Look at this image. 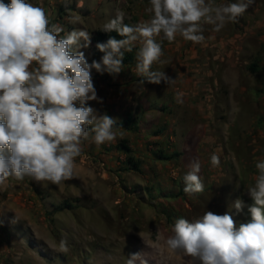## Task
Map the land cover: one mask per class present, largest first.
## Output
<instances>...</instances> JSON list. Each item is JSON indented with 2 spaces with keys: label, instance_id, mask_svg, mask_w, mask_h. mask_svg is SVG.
<instances>
[{
  "label": "rangeland",
  "instance_id": "1",
  "mask_svg": "<svg viewBox=\"0 0 264 264\" xmlns=\"http://www.w3.org/2000/svg\"><path fill=\"white\" fill-rule=\"evenodd\" d=\"M29 2L63 28L61 36L89 32L91 44L81 49L89 63L101 61L104 53L94 36L118 9L126 12V24L150 17L148 0H71L67 7L63 0ZM256 11L264 12V0H254L238 22L220 32L205 25L201 44L179 35L172 42L156 37L164 55L152 69L176 79L174 85L145 82L142 89V77L135 74L138 45L125 53L133 55V64L119 74L93 69L102 102L88 105L115 118L123 137L99 147L85 141L74 178L60 185L27 177L0 185V264H126L138 252L147 264H185L154 246L158 229L170 235L177 218L192 221L205 211L229 212L237 228L248 222L247 188L256 162L264 159V19L253 20L250 13ZM236 34L246 37L239 42ZM177 90L183 104L174 99ZM213 153L219 167L210 164ZM195 159L204 191L190 197L182 178ZM238 198L246 205L239 212Z\"/></svg>",
  "mask_w": 264,
  "mask_h": 264
},
{
  "label": "clouds",
  "instance_id": "2",
  "mask_svg": "<svg viewBox=\"0 0 264 264\" xmlns=\"http://www.w3.org/2000/svg\"><path fill=\"white\" fill-rule=\"evenodd\" d=\"M65 6L71 0H63ZM146 21L126 24V12L117 10L101 31H115L123 39L109 38L98 43L104 53L101 61L88 62L81 50L91 44L90 34L72 30L61 36L63 28L51 23L45 9L29 0H0V185L9 178L26 177L38 184L60 185L75 176V162L85 141L97 147L123 137L115 118L98 114L88 105L99 100L92 70L119 74L126 52L136 51L135 74L144 88L148 84L174 85L176 79L164 71H154L164 55L156 37L172 42L177 35L194 44L205 41V25L220 32L239 18L254 0H235L217 4L215 0H148ZM83 41V43H81ZM183 93L174 99L183 104ZM212 167L220 157L210 155ZM254 183L247 188L252 204L247 205L251 219L238 228L229 212L205 211L189 221L177 218L171 234L156 232L154 246L185 264H264V159L255 164ZM201 164L192 160L183 176L186 195L204 191ZM235 209L246 207L241 199ZM61 251L67 242H59ZM147 264L141 253H132L126 264Z\"/></svg>",
  "mask_w": 264,
  "mask_h": 264
},
{
  "label": "trees",
  "instance_id": "3",
  "mask_svg": "<svg viewBox=\"0 0 264 264\" xmlns=\"http://www.w3.org/2000/svg\"><path fill=\"white\" fill-rule=\"evenodd\" d=\"M10 2V0H7ZM109 38H115V39H123V37L119 36L115 31L110 32V33H105V32H98L95 36H94V41L98 44V43H106L107 40ZM133 55L132 54H128L124 56L123 59V64L125 65H132L133 64ZM132 118L131 115H128L127 117V124L131 123ZM124 149L126 150L127 153H131V149L127 146H123Z\"/></svg>",
  "mask_w": 264,
  "mask_h": 264
},
{
  "label": "crops",
  "instance_id": "4",
  "mask_svg": "<svg viewBox=\"0 0 264 264\" xmlns=\"http://www.w3.org/2000/svg\"><path fill=\"white\" fill-rule=\"evenodd\" d=\"M260 15V16H259ZM263 15L262 19H264V12H259V11H256L254 14L253 13H250V16L252 17L253 20L257 19V18H261V16ZM264 21V20H263ZM254 28L252 27L251 28V31H253ZM246 37V35H242V34H236L235 35V40L236 41H243V39Z\"/></svg>",
  "mask_w": 264,
  "mask_h": 264
}]
</instances>
